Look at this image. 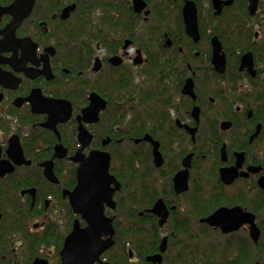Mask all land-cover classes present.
Masks as SVG:
<instances>
[{"label": "flooded vegetation", "instance_id": "flooded-vegetation-1", "mask_svg": "<svg viewBox=\"0 0 264 264\" xmlns=\"http://www.w3.org/2000/svg\"><path fill=\"white\" fill-rule=\"evenodd\" d=\"M14 1L0 0V6ZM143 1L145 6L139 9L133 0H22L21 12L28 8L29 11L11 33L4 30L13 15H0V162L8 161L14 167L0 176V191L6 194L5 214L0 202L1 264H29L35 259L60 264V251L73 224L86 226L65 194L77 184L78 163L71 157L82 146L78 140L80 124L90 135L82 154L87 157L93 150L107 152L109 174L119 183L112 195L114 207L104 206V215L112 219L113 244L93 264H173L171 255L182 253L170 250L173 243L169 233L116 234L115 225L125 222L120 207L128 196L124 188L125 160L110 170V149L117 147L121 151L126 144L124 130L143 125L165 132L160 138L150 133L127 138L136 147L134 155L118 154L119 158L131 157L133 169L127 172L128 183L135 186L127 192H137L138 201H148L144 211L156 218L157 225L158 217L149 209L161 199L168 210L164 226L172 224L171 219L180 220L191 229L199 226L202 232H213L222 240L234 241L230 243L235 244L237 253L234 264H264V187L259 184L264 178V15L258 20L260 0L253 15L249 14L246 1L252 47L238 59L224 47L216 28L223 21L220 16L230 14L239 0H218L219 13L212 0H193L197 9V42L185 31L184 0ZM111 16L118 23L108 33L107 21ZM81 18L86 20L85 37L79 27ZM98 30L104 38L102 42L92 40L98 37ZM213 37L218 38L225 54L223 73L217 72L211 63ZM248 51L253 57L252 74L239 69L240 58ZM96 62L99 68L94 70ZM161 65H167L166 85L175 91H170L165 105L156 107L154 77L164 70ZM189 77L193 81L194 99L182 93ZM220 89L229 102L223 98L218 102L216 92ZM92 93L106 103L98 113V120L87 122L82 118V110L89 104ZM49 99L67 101L71 108L69 117L57 122L55 128L44 125L49 123L50 115L41 105ZM217 102L220 110L214 108ZM156 109L162 110L163 121L150 116ZM224 121L231 123L226 130L221 129ZM184 126L195 129L194 133ZM171 129H175L179 140L174 141ZM146 134L158 143L160 166L154 162L152 143L143 139ZM181 144L186 145L184 153L177 155L174 149ZM211 144L217 149L204 154V147ZM18 148L21 159L29 161L28 164L14 163ZM188 154H191L188 189L177 194L173 178L184 169L182 161ZM240 157L241 164L237 166ZM46 161L51 162L53 179L45 175L41 166ZM233 167L237 176L226 184L220 170ZM249 168L259 170L253 172ZM206 169L213 175L211 182L205 179ZM217 199L212 211L202 212L206 203ZM235 206L254 215L259 230L256 242L250 236L248 223L224 233L202 221L220 207ZM142 214L139 211L138 217ZM164 237L166 248L160 252ZM192 238L208 236L201 233ZM129 239L138 241L130 244ZM30 252L35 254L27 261ZM156 254H160V260L149 259Z\"/></svg>", "mask_w": 264, "mask_h": 264}, {"label": "water", "instance_id": "water-1", "mask_svg": "<svg viewBox=\"0 0 264 264\" xmlns=\"http://www.w3.org/2000/svg\"><path fill=\"white\" fill-rule=\"evenodd\" d=\"M22 0H15L8 6H0V15L3 13H10L13 15L12 22L7 26L4 31H13L18 23L28 14L29 8L21 12L20 3ZM135 6L142 9L145 6L143 0H133ZM216 13H219L220 7L218 0H212ZM258 0H248V11L250 15L255 14L257 10ZM72 9V8H70ZM182 16L187 35L194 41L199 40L198 23H197V9L193 0H184L182 8ZM211 63L213 68L223 73L225 68V54L222 50V45L217 37L211 39ZM250 51L244 53L240 58V70H246L251 74L253 70V59ZM115 59V58H114ZM99 68L96 62L94 70ZM182 93L195 98L193 91L192 78H188L182 88ZM89 104L82 110V118L87 122H95L98 120V113L105 107V100H103L96 93L89 96ZM45 111L50 115L49 123L44 124L55 128L57 122L65 121L70 115V105L63 100L49 99L41 105ZM65 107V109H64ZM197 107H194L193 114L196 115ZM63 116V117H61ZM231 126V123L224 121L221 123V129L226 130ZM190 133H194L195 129H189L184 126ZM257 133V131H256ZM88 135V136H87ZM87 136V138H85ZM144 140L149 141L153 145L154 162L157 166L162 164L161 154L158 151V143L154 141L150 135L146 134ZM78 140L82 145L76 154L71 157L73 162L78 163L76 170L77 184L75 188L65 194L69 196V203L73 211L81 215V218L86 221V226L81 228L78 222L73 224L72 230L66 236L63 248L60 251L61 263L60 264H93L99 260V256L109 246L113 244L112 236L114 229L111 224V218L104 215V206L110 208L114 207L112 201L113 193L118 190L119 183L115 178L109 174L110 155L107 152L93 150L89 156L85 157L81 150L88 144L90 135L85 128L80 124ZM243 153H239L242 156ZM21 151L18 148L16 158L13 160L16 164L26 163L21 159ZM221 157L225 158V145L221 148ZM191 154L184 157L182 165L184 169L177 172L173 178L174 190L177 194L185 192L188 189V168L190 167ZM242 158L237 162L240 166ZM44 167V173L48 178L53 179L51 172V162L46 161L41 164ZM13 165L8 161L0 162V176L13 171ZM257 172L259 168L250 169ZM237 176L236 167L223 168L220 170V177L226 184H230ZM114 184V187L111 186ZM260 186L264 187V178L259 180ZM149 211L158 217V226L163 227L168 217V210L161 199L157 200ZM203 222L215 227H219L222 232L227 233L238 229L242 224L248 223L250 225V236L254 242L259 237V230L254 223V215L251 213L243 212L238 207H220L214 213L202 219ZM166 248V238L162 239L160 244V252ZM149 259L160 260V254H156ZM29 264H47L43 259H35ZM106 264V263H100Z\"/></svg>", "mask_w": 264, "mask_h": 264}, {"label": "trees", "instance_id": "trees-1", "mask_svg": "<svg viewBox=\"0 0 264 264\" xmlns=\"http://www.w3.org/2000/svg\"><path fill=\"white\" fill-rule=\"evenodd\" d=\"M246 1L247 0H239L237 3H235L234 7L229 12L230 14H228L226 17H225V15H221L220 19L223 21H222L221 25L216 28V33H218L219 36L222 38V43H223L224 47H226L228 49V51L230 52V55L232 57L233 56L236 57V59H238V57L243 52H245L246 49L252 47L251 42H250L251 31L248 28L250 16L248 15V12L246 9V3H247ZM258 15L260 17H262L264 15V0L259 1ZM84 19L81 18L82 21L79 24V27H81V29L83 31L82 32L83 37L87 36V33L84 34V31L86 28V20L84 21ZM107 22H109V25H108V33H109V31L111 29L116 28V24L118 23V20L116 19V17L111 16L110 18H108ZM99 28H101V26ZM98 33H99L98 37H94L92 40L102 42L103 41L102 39H104V38L101 36L99 30H98ZM114 37H116V34L114 35ZM254 49H255V47H254ZM159 66L160 65H158L157 67L159 68ZM166 67H167V65H161V68H163L164 70L156 72V75L154 77V80L157 83L156 84L157 85V93L154 94L155 95L154 99L156 101V105H155L156 107H158V104L165 105V102L167 103V101L169 100L170 91H172V92L175 91L174 87L169 89L166 85V82L168 81V74H167L168 71L166 70ZM174 84H175V82H174ZM216 93L218 94V97H219V98H217L218 102L221 101L220 98H223V101L225 99L227 102H229V97L226 96V94L223 91L221 93H220V91L216 92ZM149 100H150V97H147L146 102L148 103ZM159 102H161V103H159ZM158 109L155 110L156 113H154L150 116L158 117V120L163 121V117H162V113H161L162 110L160 109V111H159ZM121 115H124V114H121ZM140 115H138V116H140ZM145 117H148V116H145ZM124 131H125L124 137H125V143L126 144L123 145V148H121L122 150L117 151V147L115 148V150L110 149V152L112 155V162H111L110 170H115L117 163L118 162L121 163L125 160V164L123 166V170L126 172V174H125L126 180H125L124 188L127 191H130V190H133V186H135V185H133V183L132 184L128 183L129 176H128L127 172H131V170L133 169V166H131L132 165L131 157H128L127 159L125 157L124 158L118 157V154H124V155H134L135 154L136 147L130 141H128L127 138L131 137V136H134V137L139 136L140 137L144 133H150L151 135H153L155 137L157 136L160 138V136H162L161 134H163L165 132V130L154 129V128H151L149 126L143 125L142 127L136 128V129H134L133 127H127ZM170 131L172 133V138L174 139V141L179 140V138H177L178 134L175 132V129H171ZM184 146H186V145L185 144L177 145L174 149V153H176L177 155H182L184 153L183 152ZM162 147H163V145H162ZM214 149H217V148H215V146L213 144L209 145V147L205 146L203 153L209 154V153L213 152ZM210 173H211V171L206 169L204 176H205L206 181L211 182L213 180V175H211ZM209 190H210V192L212 191L210 188H209ZM127 191H126V194H127L128 198L124 202L123 207H120V211L123 213L122 216L125 219V222H124V224L115 225L116 234H123L125 236L135 235V234H143V233L159 235L162 228L158 227L157 222H156V218L153 215L146 213L144 211V208H143V207L148 206V201H146V199H144L145 201L144 200L138 201L136 199L137 192L135 193L133 191L132 192H127ZM206 193H208V192H206ZM5 196H6V194H4L3 191H0V202H2V204H3L4 214H5V209H6L5 208V202H6ZM256 196L254 197V201L256 199ZM230 200H227V203H229ZM211 202L206 203V205L203 206V208H201L203 213L204 212L207 213V211H212L216 207V205L218 204V199H217V201L215 200V201H211ZM221 202H222V200L220 199V203ZM14 204H15V202H14ZM117 211H119V207H118ZM139 211L143 212L141 217H138ZM4 214H3V216H4ZM171 221H172V224H169V222H168V224L165 225V227H168L169 231H170L169 240L172 241L174 249L182 252V253H180V255H178L179 256L178 260L174 259L173 264H211L212 261H210V258H212V256L210 255V257H208L207 253H211L210 252L212 249L211 247H213L211 244L212 241H206L203 243L204 247L210 246L209 249L204 250V249H201V244H200V240H202V239L198 240V239H195L192 237L202 233L203 235L208 236V238H207L208 240H213L214 239L213 236H218V235L214 234L213 232H211V233L207 232V231L202 232V230H199L200 229L199 226H194V227H192V229H191V227L188 228L186 225L181 224L180 220L175 221L174 219H171ZM165 227H163V228H165ZM172 233L177 235V236H180V238H176L174 236H171V235H173ZM190 236H192V237H190ZM129 240L130 241H128V242L130 244H132V243L135 244L138 241L137 239H129ZM222 241H223L222 242L223 248L225 250L231 249V247L235 248V244L230 246L229 240H222ZM131 248H133V247H131ZM201 250L204 251L205 255L201 256L199 263H197L196 259L198 257H196V254L194 252L195 251L200 252ZM34 254L35 253H31L28 256L27 261H30ZM241 255H239V256L242 257ZM24 257H25V255L23 256L22 259H20L22 262L24 260ZM184 258L187 259L188 262L186 260L184 261ZM0 261H1V259H0ZM27 261H25V262H27ZM0 264H1V262H0ZM226 264H234V259L231 262H227Z\"/></svg>", "mask_w": 264, "mask_h": 264}, {"label": "rangeland", "instance_id": "rangeland-1", "mask_svg": "<svg viewBox=\"0 0 264 264\" xmlns=\"http://www.w3.org/2000/svg\"><path fill=\"white\" fill-rule=\"evenodd\" d=\"M262 19V17H259L258 18V20H261ZM246 26V25H245ZM251 25L250 24H248V27H250ZM232 51V50H231ZM233 52V51H232ZM223 91V89H220V93ZM214 108L217 110V109H219L220 110V104L217 102L215 105H214ZM123 224H124V222H123ZM165 227V226H164ZM168 233H170V231H169V228L168 227H165V228H162L161 229V231H160V234H159V236L160 235H165V234H168ZM145 234V233H144ZM214 237V239L213 240H208V239H202V240H200V244H201V249H204V250H207V249H209V247H204L203 246V243L204 242H206V241H212V246L213 247H211L212 249H211V253H207V256L208 257H210V255L212 256V258H210V261H212L211 262V264H226L227 262H231L233 259H234V257L237 255V253H236V249L233 247H231V249H228V250H225L224 248H223V244H222V238H220V237H216V236H213ZM216 238V239H215ZM231 242H233L234 243V241H232V240H229V243H231ZM173 246V245H172ZM176 250V249H174V247H172L170 250ZM195 254H196V257H198L197 259H196V262L197 263H199V261H200V257L201 256H203V255H205L204 254V251L203 250H201L200 252H194ZM172 257H173V260L174 259H177L178 260V258H179V256L176 254V253H173L172 255H171ZM187 261L188 262V260L187 259H185L184 258V261ZM214 261V262H213ZM195 262V263H196Z\"/></svg>", "mask_w": 264, "mask_h": 264}]
</instances>
